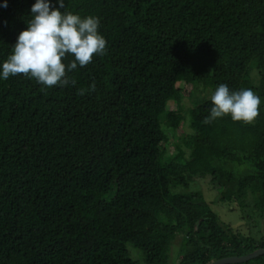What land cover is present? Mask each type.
I'll return each mask as SVG.
<instances>
[{
	"label": "trees",
	"instance_id": "1",
	"mask_svg": "<svg viewBox=\"0 0 264 264\" xmlns=\"http://www.w3.org/2000/svg\"><path fill=\"white\" fill-rule=\"evenodd\" d=\"M33 3L0 8V61ZM65 5L100 19L106 49L69 73L75 86L0 81V264H212L264 249V0ZM221 83L261 98L253 121L204 123ZM184 121L185 150L167 162L162 124ZM208 177L248 234L190 191Z\"/></svg>",
	"mask_w": 264,
	"mask_h": 264
},
{
	"label": "clouds",
	"instance_id": "2",
	"mask_svg": "<svg viewBox=\"0 0 264 264\" xmlns=\"http://www.w3.org/2000/svg\"><path fill=\"white\" fill-rule=\"evenodd\" d=\"M7 7L8 0H3L0 8ZM26 25L10 54L0 61V81L23 74L44 88L75 86L69 73L85 67L106 49L100 19L67 11L65 0H34ZM210 102L204 123L224 117L251 122L259 114L261 98L251 88L236 91L221 83L211 93Z\"/></svg>",
	"mask_w": 264,
	"mask_h": 264
},
{
	"label": "rangeland",
	"instance_id": "3",
	"mask_svg": "<svg viewBox=\"0 0 264 264\" xmlns=\"http://www.w3.org/2000/svg\"><path fill=\"white\" fill-rule=\"evenodd\" d=\"M184 106L183 115L186 116V112L193 107V103L189 98H185L182 103ZM171 110H179V107L175 104H171ZM163 132L166 135L165 143V153L164 160L169 162L174 155L178 153V149L181 148L185 150V143L189 138L190 134L189 123L184 121L180 124L178 128H173L172 126L163 123ZM191 192H201L205 201L208 203L209 207L221 218L223 222L230 224L234 229L240 230L245 234H248V227L245 225L241 218V212L236 204H229L220 202V196L212 189L210 184V178H195L191 182L190 187ZM261 229L264 228V220H260ZM262 231V230H261Z\"/></svg>",
	"mask_w": 264,
	"mask_h": 264
},
{
	"label": "water",
	"instance_id": "4",
	"mask_svg": "<svg viewBox=\"0 0 264 264\" xmlns=\"http://www.w3.org/2000/svg\"><path fill=\"white\" fill-rule=\"evenodd\" d=\"M264 255V249H259L255 252H253L250 255L242 256V257H227L224 259L217 260L213 262L212 264H239V263H245L250 261L251 259H254L258 256Z\"/></svg>",
	"mask_w": 264,
	"mask_h": 264
}]
</instances>
